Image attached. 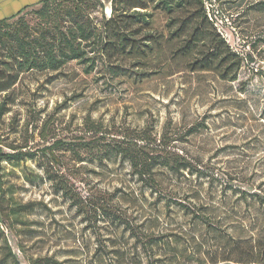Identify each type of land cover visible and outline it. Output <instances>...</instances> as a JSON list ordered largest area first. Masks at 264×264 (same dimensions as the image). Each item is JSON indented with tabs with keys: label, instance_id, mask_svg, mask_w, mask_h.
<instances>
[{
	"label": "rangeland",
	"instance_id": "1",
	"mask_svg": "<svg viewBox=\"0 0 264 264\" xmlns=\"http://www.w3.org/2000/svg\"><path fill=\"white\" fill-rule=\"evenodd\" d=\"M102 1L110 8V0ZM213 4L218 13L215 28L229 49L253 51L260 61L244 62L233 83L220 80L215 72H188L195 55L169 61L171 43L151 59V75L141 81L87 76L75 63L22 77L16 103L0 123V131L8 136L4 151L32 150L52 139L85 134L95 123L111 143L126 142L131 131L145 129L157 151L186 156L196 165L179 172L157 167V185L151 190L137 181L127 161L110 152L60 151L61 172L72 185L62 196L54 184L57 172L40 154L23 162H3L8 195L32 206L15 233H7L20 264L36 258L111 264L97 248L102 239L118 244L123 238L128 248L132 237L126 231L121 238L110 221L98 219L88 227L77 208L106 194L113 195V205L133 225L168 234L179 249L217 246L223 254L233 243L246 251L264 248V205L254 197L264 196V74L257 71H264V0ZM166 21L159 13L153 21L164 36ZM15 128L20 134L11 133ZM194 213L211 225L205 227Z\"/></svg>",
	"mask_w": 264,
	"mask_h": 264
},
{
	"label": "trees",
	"instance_id": "2",
	"mask_svg": "<svg viewBox=\"0 0 264 264\" xmlns=\"http://www.w3.org/2000/svg\"><path fill=\"white\" fill-rule=\"evenodd\" d=\"M109 3L107 16L102 0H39L0 19V123L15 105L16 87L24 75L57 72L69 63H75L87 76L98 74L108 81L130 78L141 81L151 75L148 71L151 59L164 45L171 43L169 61L195 55L188 72H215L220 80L233 83L244 62H260L253 51L240 54L229 49L215 28L218 13L213 0H110ZM157 13L167 17V36L153 26ZM257 71L264 74L263 70ZM177 72L179 70L171 75ZM46 126L45 121L42 131ZM89 127L85 134L52 139L32 150L15 147L8 152L3 149L8 136L6 131H0V264H20L7 233H15L17 226L22 225L21 216L32 207L8 195L1 172L3 162H23L40 154L57 172L54 184L62 196L69 193L72 185L61 172L63 165L56 155L60 151L77 153L80 149H100L110 152L127 161L137 181L151 190L157 185V167L179 172L196 165L186 156L157 151L156 141L145 129L131 131V139L127 138L130 140L126 142L111 143L103 137L105 130L101 125L90 123ZM11 133L19 132L15 128ZM112 196H95L77 207L88 227L98 219L110 221L121 232V238L126 231L132 237L128 248L123 238L118 244L102 239L97 248L102 249L101 253L111 264H264V248L246 251L237 243L223 254L217 246L203 251V245L196 249L185 245L179 249L168 234L147 232L143 224L133 225L120 208L113 205ZM254 197L264 205V196ZM194 214L205 227L211 225L209 219ZM28 263L61 264L49 258L29 259Z\"/></svg>",
	"mask_w": 264,
	"mask_h": 264
},
{
	"label": "crops",
	"instance_id": "3",
	"mask_svg": "<svg viewBox=\"0 0 264 264\" xmlns=\"http://www.w3.org/2000/svg\"><path fill=\"white\" fill-rule=\"evenodd\" d=\"M39 0H0V19L13 13L26 5L34 4Z\"/></svg>",
	"mask_w": 264,
	"mask_h": 264
},
{
	"label": "bare ground",
	"instance_id": "4",
	"mask_svg": "<svg viewBox=\"0 0 264 264\" xmlns=\"http://www.w3.org/2000/svg\"><path fill=\"white\" fill-rule=\"evenodd\" d=\"M105 10H106L107 16H109V14H110V9H109V7H106Z\"/></svg>",
	"mask_w": 264,
	"mask_h": 264
},
{
	"label": "water",
	"instance_id": "5",
	"mask_svg": "<svg viewBox=\"0 0 264 264\" xmlns=\"http://www.w3.org/2000/svg\"><path fill=\"white\" fill-rule=\"evenodd\" d=\"M105 14H106V12H105Z\"/></svg>",
	"mask_w": 264,
	"mask_h": 264
}]
</instances>
